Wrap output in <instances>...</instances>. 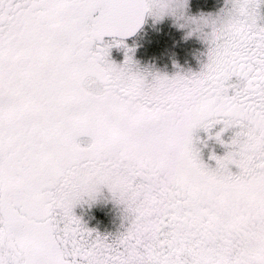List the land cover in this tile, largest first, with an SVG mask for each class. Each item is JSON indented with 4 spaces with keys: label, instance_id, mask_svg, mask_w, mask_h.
<instances>
[{
    "label": "snow or ice",
    "instance_id": "6c2138e0",
    "mask_svg": "<svg viewBox=\"0 0 264 264\" xmlns=\"http://www.w3.org/2000/svg\"><path fill=\"white\" fill-rule=\"evenodd\" d=\"M145 3L0 0V264H264L261 0L192 18L206 63L150 81L109 59ZM200 130L227 149L215 168ZM103 188L127 214L115 237L74 213Z\"/></svg>",
    "mask_w": 264,
    "mask_h": 264
},
{
    "label": "rangeland",
    "instance_id": "374dc122",
    "mask_svg": "<svg viewBox=\"0 0 264 264\" xmlns=\"http://www.w3.org/2000/svg\"><path fill=\"white\" fill-rule=\"evenodd\" d=\"M226 7H228L227 0H187L185 14L186 17L196 19L201 16L215 17ZM258 13V23L264 25V0H261ZM190 29L192 30L191 34H189ZM210 31L209 27L197 31L196 25L192 24L181 28L171 17H165L162 21L157 22L147 14L145 25L141 31L135 37L123 40L120 46L111 47L109 59L120 65L123 64L127 53L132 57L133 70L148 73L149 81L156 74L171 77L177 73H196L207 61L208 44L204 38V33ZM113 39L104 38V43L111 44ZM129 49L131 51H128ZM228 131H230L229 135L224 138L223 135L221 136L225 142L230 141L237 129H229ZM216 132L211 130L213 136ZM208 136L209 134L205 133L203 140L198 145L201 150L200 158L210 168H215L216 162L210 159V156L212 154L223 156L227 149L215 139H209ZM89 140L90 138L86 136L80 138L82 145H86ZM232 170L238 171L235 167ZM86 201L87 197H85ZM91 203L93 204L90 209L99 207L101 211L103 210L99 223L93 226L96 233L115 237L126 229L128 220L125 218L127 215L125 208L112 198L106 188H103L96 200ZM82 204L83 202L76 207L83 206ZM91 226L89 225L88 228L92 229Z\"/></svg>",
    "mask_w": 264,
    "mask_h": 264
},
{
    "label": "clouds",
    "instance_id": "9594fccd",
    "mask_svg": "<svg viewBox=\"0 0 264 264\" xmlns=\"http://www.w3.org/2000/svg\"><path fill=\"white\" fill-rule=\"evenodd\" d=\"M187 0H146L145 14H148L154 21H162L165 17H171L181 28L188 27L192 23V18L186 17L185 10ZM183 22V23H181ZM191 29L189 34H191Z\"/></svg>",
    "mask_w": 264,
    "mask_h": 264
},
{
    "label": "flooded vegetation",
    "instance_id": "af4514ba",
    "mask_svg": "<svg viewBox=\"0 0 264 264\" xmlns=\"http://www.w3.org/2000/svg\"><path fill=\"white\" fill-rule=\"evenodd\" d=\"M142 74H146L149 75L148 73L143 72ZM223 127V125H216L213 129V131H217L219 132L220 129ZM230 134V131H225L222 133L223 138L226 137L227 135ZM205 135V132L200 130L196 133V136L199 137V140L195 142V147L198 148V145L200 144V141L203 140V136ZM93 203H89V202H83V206L79 205V207H75L74 209V213L76 216H78L81 221L86 224L87 227H89V225H92L91 228L94 229L93 226H95V224L99 223V220L101 219V215L103 213V210L101 211V209L99 207L96 208H91V205ZM81 207H83V209H81ZM89 224H88V223ZM97 222V223H96Z\"/></svg>",
    "mask_w": 264,
    "mask_h": 264
},
{
    "label": "water",
    "instance_id": "95a60500",
    "mask_svg": "<svg viewBox=\"0 0 264 264\" xmlns=\"http://www.w3.org/2000/svg\"><path fill=\"white\" fill-rule=\"evenodd\" d=\"M146 18H147V14H145V16H144V20H143L142 25L135 31L134 34H132V35H130L128 37H124V38L116 37V39L128 40V39H131V38L135 37L141 31V29L144 27L145 22H146ZM104 38H113V37L106 36Z\"/></svg>",
    "mask_w": 264,
    "mask_h": 264
}]
</instances>
